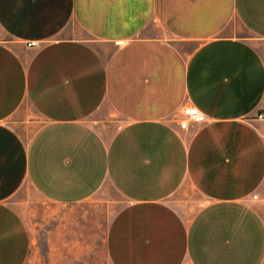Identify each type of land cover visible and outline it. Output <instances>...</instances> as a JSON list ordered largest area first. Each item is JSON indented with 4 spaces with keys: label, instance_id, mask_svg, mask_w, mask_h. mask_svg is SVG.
Returning <instances> with one entry per match:
<instances>
[{
    "label": "crops",
    "instance_id": "1",
    "mask_svg": "<svg viewBox=\"0 0 264 264\" xmlns=\"http://www.w3.org/2000/svg\"><path fill=\"white\" fill-rule=\"evenodd\" d=\"M249 39L264 0H0V264L29 256L9 203L25 183L57 205L111 189L110 264H264ZM185 107L206 121L180 129ZM185 187L199 200L175 198Z\"/></svg>",
    "mask_w": 264,
    "mask_h": 264
},
{
    "label": "rangeland",
    "instance_id": "2",
    "mask_svg": "<svg viewBox=\"0 0 264 264\" xmlns=\"http://www.w3.org/2000/svg\"><path fill=\"white\" fill-rule=\"evenodd\" d=\"M231 26L237 35L248 38L236 21H232ZM154 30L170 40L157 28ZM250 41L264 60V41ZM249 120L264 138V99ZM183 190L175 198L188 196L199 200L190 188ZM109 200L116 205L108 206ZM249 202L264 216V181L249 197ZM9 203L23 218L31 234V248L25 264H110L105 250V234L121 203L111 189L100 190L77 205H57L41 198L25 183Z\"/></svg>",
    "mask_w": 264,
    "mask_h": 264
},
{
    "label": "built area",
    "instance_id": "3",
    "mask_svg": "<svg viewBox=\"0 0 264 264\" xmlns=\"http://www.w3.org/2000/svg\"><path fill=\"white\" fill-rule=\"evenodd\" d=\"M29 46H38V43H29ZM182 117L178 121V125L180 129H187L190 122L196 123V124H201L206 121V117L203 113H201L197 108L195 107H185L182 110L181 113Z\"/></svg>",
    "mask_w": 264,
    "mask_h": 264
}]
</instances>
